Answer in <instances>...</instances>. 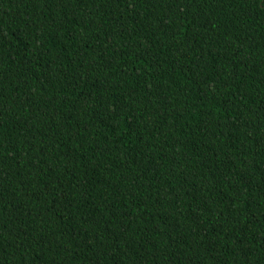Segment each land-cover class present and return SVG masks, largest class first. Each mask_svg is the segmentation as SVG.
I'll use <instances>...</instances> for the list:
<instances>
[{"label": "trees", "instance_id": "16d2710c", "mask_svg": "<svg viewBox=\"0 0 264 264\" xmlns=\"http://www.w3.org/2000/svg\"><path fill=\"white\" fill-rule=\"evenodd\" d=\"M0 264H264V0H0Z\"/></svg>", "mask_w": 264, "mask_h": 264}]
</instances>
